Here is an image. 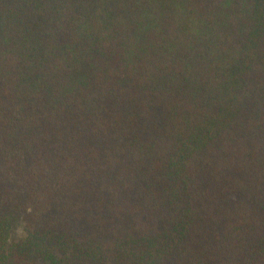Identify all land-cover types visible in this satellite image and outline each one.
Returning a JSON list of instances; mask_svg holds the SVG:
<instances>
[{"label":"trees","instance_id":"obj_1","mask_svg":"<svg viewBox=\"0 0 264 264\" xmlns=\"http://www.w3.org/2000/svg\"><path fill=\"white\" fill-rule=\"evenodd\" d=\"M0 264H264V0H0Z\"/></svg>","mask_w":264,"mask_h":264}]
</instances>
